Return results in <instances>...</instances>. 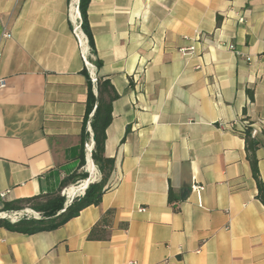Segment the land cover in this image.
I'll return each mask as SVG.
<instances>
[{
  "label": "crops",
  "instance_id": "1",
  "mask_svg": "<svg viewBox=\"0 0 264 264\" xmlns=\"http://www.w3.org/2000/svg\"><path fill=\"white\" fill-rule=\"evenodd\" d=\"M75 1L0 0V216L75 171L100 181L85 151L94 111L80 137L85 59L118 94L105 132L110 188L58 229L0 228V264H264V206L241 133L258 131L264 183V0H90L94 54L74 33ZM107 210L110 238L88 240Z\"/></svg>",
  "mask_w": 264,
  "mask_h": 264
},
{
  "label": "trees",
  "instance_id": "2",
  "mask_svg": "<svg viewBox=\"0 0 264 264\" xmlns=\"http://www.w3.org/2000/svg\"><path fill=\"white\" fill-rule=\"evenodd\" d=\"M90 0H79L78 9L81 17V29L87 37L88 45L91 52L94 54V43L92 35L90 33L87 23V7ZM96 69L101 67V62L96 59L94 62ZM87 76V100L86 110L84 116V122L81 130V142L87 139L88 133L86 132V124L89 114L93 111V116L90 122V127L93 132L94 147L91 152L93 163L97 167L101 179L97 183L90 184L85 190L84 195L75 198L72 203L61 212L65 205V197L62 195V191L69 184L76 182L77 180H83L87 177V174H78L75 171L72 175L62 180L59 187V191L54 194L37 195L32 198L20 199L9 203H4L3 212L7 211H20L24 209H30L40 215L39 219L22 218L17 222H10L5 219H0V228H4L7 231L25 235H34L40 232L52 231L60 228L69 220L75 218L86 207L94 205L98 206L103 194L110 188L107 185L108 179L114 167V160L107 158L104 155V145L106 139V128L111 121V104L118 98V94L112 87L111 83L107 79H103L100 76L96 78V90L97 96L93 94V84L87 71H82ZM249 97L253 99V93L248 91ZM97 103L96 107L95 104ZM250 127H245L241 133L243 135L245 143V152L247 161L251 169L252 178L255 181L257 188V199L264 206V183L259 177L258 161L256 157V151L260 145V142L256 137H251ZM78 169L85 165L84 148L81 147L79 154ZM77 169V170H78ZM177 202V199L173 195L171 188L168 189V203L172 204ZM174 209H176L174 207ZM61 212V213H60ZM58 213H60L58 215ZM114 216V210L105 211L98 222L91 228L87 235V239L91 241H106L110 238L112 218ZM125 228L126 225H121Z\"/></svg>",
  "mask_w": 264,
  "mask_h": 264
},
{
  "label": "built area",
  "instance_id": "3",
  "mask_svg": "<svg viewBox=\"0 0 264 264\" xmlns=\"http://www.w3.org/2000/svg\"><path fill=\"white\" fill-rule=\"evenodd\" d=\"M77 3H78V0H76L75 3H74V7H75L74 10H75V14H76V16L78 17L79 23L75 25V27H74V33H75L76 37L78 38V34L80 33V28H81V20H80V18H79V14H78V11H77ZM78 39H79V38H78ZM198 39H199V37H198ZM79 42H80V46H82V42H83V44H85V45H86V43H87V41H86L85 38L79 39ZM214 48L217 49V50H218V49H226V50H229V51H233V52H235V53H237V54H240L239 52L236 51L235 46H234L233 44H231V43L218 42V43H216V44L214 45ZM187 50L190 51V52H192V51H194V48H193V47H189ZM84 59H85V57H84ZM85 63H86V66H87V68L89 69V71H90V73H91V82H92L93 86L95 87V86H96V77L94 76V73H93V67H92V65H90V64L86 61V59H85ZM0 86L3 87V86H4V83L0 82ZM88 131H89L90 136H91L92 134H91V132H90L89 129H88ZM257 132H258V131H257L256 129H251V131H250V135H251V137H255V136L257 135ZM90 141H91V139H90ZM92 150H93V146H92V141H91L89 144H86V145H85V151H86L87 154H88V153L92 152ZM90 176H91V175H90ZM94 180H95V179H94ZM94 180L91 179V177H90V181H91V182H94ZM82 183H83V182H82ZM82 183H81L79 186H77V187H78V188H81ZM81 189H82V188H81ZM202 189H203V188H202L201 186L197 185L196 183H193V184L191 185V190H192L193 192H195V193H199V192H201ZM67 191H68V190L63 191L62 194H63L64 197L66 198V202H70L72 198H71L70 200H68V198H67ZM83 195H84V192H83V191H79V193H77L75 196H77V198H78V197H81V196H83ZM0 197H1L2 199H4L5 194H4V193L0 194ZM139 210H140V211H143V209H139ZM2 217H6V220H8V221L14 223V222H17L18 220H20V219H22V218H34V219H39V218H40V215H39L38 213H36V212H33V211H29V210H21V211H12V212H8V213H4V214L2 215ZM178 264H182V263L179 262Z\"/></svg>",
  "mask_w": 264,
  "mask_h": 264
},
{
  "label": "water",
  "instance_id": "4",
  "mask_svg": "<svg viewBox=\"0 0 264 264\" xmlns=\"http://www.w3.org/2000/svg\"><path fill=\"white\" fill-rule=\"evenodd\" d=\"M78 4H79V0H78V3H77V11L79 12ZM95 88H96V86H95ZM96 105H97V103L95 104V107H96ZM88 158L90 159V161H91V163H92V166H93V168L95 169V167H94V163H93V160H92V157H91V152L88 153ZM94 169H93V170H94ZM85 182H86V183H85V184H82V186H81V188H82L81 191H83V192H85V190L88 188V186H89L90 184H93V183L90 181V177L87 178V179L85 180ZM75 198H77V196L72 197V199H71L70 202H65L64 208H63V210H62L61 212H63V211L66 209V207H68V206L72 203V201H73ZM61 212H60V213H61ZM60 213H58V215H59ZM0 219H5V220H6V217H2V216H0ZM32 219H34V218H32Z\"/></svg>",
  "mask_w": 264,
  "mask_h": 264
},
{
  "label": "rangeland",
  "instance_id": "5",
  "mask_svg": "<svg viewBox=\"0 0 264 264\" xmlns=\"http://www.w3.org/2000/svg\"><path fill=\"white\" fill-rule=\"evenodd\" d=\"M87 161H88V159H87ZM87 164H86V162H85V165L84 166H86ZM84 174V173H83ZM87 174V173H86ZM88 178V175H87V177L85 178V179H83V181H85L86 179ZM81 183H76V184H74V185H72V188L70 189V191H69V193L67 194V196L69 197H71L72 195H76L77 193H79V191H81V188H78L77 186H79ZM67 190H69V189H67ZM65 201H66V198H65ZM29 210V209H28Z\"/></svg>",
  "mask_w": 264,
  "mask_h": 264
},
{
  "label": "bare ground",
  "instance_id": "6",
  "mask_svg": "<svg viewBox=\"0 0 264 264\" xmlns=\"http://www.w3.org/2000/svg\"><path fill=\"white\" fill-rule=\"evenodd\" d=\"M87 157H88V155H87ZM88 161H90V159H89V158H88ZM88 166L91 168L92 175H94V174H93V171H94L93 169H94V168H93L92 164H89ZM91 179H93V178L91 177ZM85 183H86V182H85V181H83V183H82V184H85ZM74 196H75V195H72L71 197H70V196H69V197L67 196V198H68V200H70V199H71L72 197H74Z\"/></svg>",
  "mask_w": 264,
  "mask_h": 264
}]
</instances>
